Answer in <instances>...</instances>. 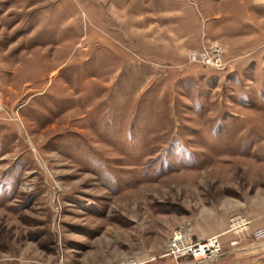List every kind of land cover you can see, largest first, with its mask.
<instances>
[{
	"label": "rangeland",
	"instance_id": "374dc122",
	"mask_svg": "<svg viewBox=\"0 0 264 264\" xmlns=\"http://www.w3.org/2000/svg\"><path fill=\"white\" fill-rule=\"evenodd\" d=\"M156 7L0 0V264H177L176 226L264 205V50L146 58Z\"/></svg>",
	"mask_w": 264,
	"mask_h": 264
},
{
	"label": "crops",
	"instance_id": "0c3cea01",
	"mask_svg": "<svg viewBox=\"0 0 264 264\" xmlns=\"http://www.w3.org/2000/svg\"><path fill=\"white\" fill-rule=\"evenodd\" d=\"M145 1L156 5L164 18L171 19L168 24L158 20L142 26L144 44L140 47L146 51V58L162 60L166 62L164 64L175 66L182 62L187 50L200 48L212 37H217L226 44L227 55L240 68L257 60L261 55L256 53L264 50V0H143L144 3ZM154 14L156 13L153 12L152 16ZM203 35L206 39L202 38ZM252 204L251 207L244 208L252 220L251 227L256 228L264 225V205ZM208 223L210 224L203 227L201 235H194L198 237L222 233L226 229L227 218L218 223ZM229 239V234L220 236L224 251L230 248ZM249 240V235L242 238V249L249 246ZM242 249L222 256L215 264H264L263 248L253 251Z\"/></svg>",
	"mask_w": 264,
	"mask_h": 264
},
{
	"label": "built area",
	"instance_id": "2783aa9c",
	"mask_svg": "<svg viewBox=\"0 0 264 264\" xmlns=\"http://www.w3.org/2000/svg\"><path fill=\"white\" fill-rule=\"evenodd\" d=\"M223 54L224 47L214 40L208 41L200 49L190 50L187 53V59L191 63H199L220 70L225 69L227 65ZM4 107L0 88V112L4 110ZM251 224L252 220L246 215L232 213L228 218L225 231L220 234L197 237L193 233L191 222L186 220L172 230L162 256L173 259L177 264L182 262L183 264H215L227 253L221 247L222 234H231L228 252L241 250V240L245 235H249L255 241L264 239V226L252 228Z\"/></svg>",
	"mask_w": 264,
	"mask_h": 264
},
{
	"label": "bare ground",
	"instance_id": "6f19581e",
	"mask_svg": "<svg viewBox=\"0 0 264 264\" xmlns=\"http://www.w3.org/2000/svg\"><path fill=\"white\" fill-rule=\"evenodd\" d=\"M126 264H137V262L129 261V262H127Z\"/></svg>",
	"mask_w": 264,
	"mask_h": 264
}]
</instances>
